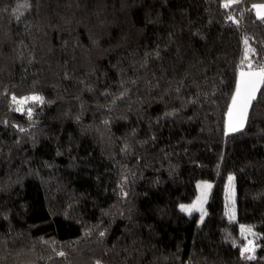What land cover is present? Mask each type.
Segmentation results:
<instances>
[{
  "label": "trees",
  "instance_id": "16d2710c",
  "mask_svg": "<svg viewBox=\"0 0 264 264\" xmlns=\"http://www.w3.org/2000/svg\"><path fill=\"white\" fill-rule=\"evenodd\" d=\"M259 4L0 0V264H264V83L223 129L237 70L264 68Z\"/></svg>",
  "mask_w": 264,
  "mask_h": 264
},
{
  "label": "rangeland",
  "instance_id": "374dc122",
  "mask_svg": "<svg viewBox=\"0 0 264 264\" xmlns=\"http://www.w3.org/2000/svg\"><path fill=\"white\" fill-rule=\"evenodd\" d=\"M264 6V4L262 5ZM261 7V6H260ZM262 13L260 12V15L264 16V9H262ZM260 69H252V68H239L237 70V74H236V81H235V87H234V91L232 93V96L230 98L229 104H228V108L225 114V118H224V134H225V125H226V121L228 119L227 117V113L229 110V107L232 105V97L235 94L236 91V84L238 79H241L240 77V73L244 72V73H249V72H256L259 71ZM261 84V83H260ZM260 86V85H259ZM259 88V87H258ZM258 90V89H257ZM256 90V92H257ZM256 92H255V96H256ZM31 98V97H30ZM32 99H19L16 102V105L18 106L19 110H22L24 105L28 102L31 101ZM253 100V99H252ZM251 100V102H252ZM22 102V103H21ZM250 102V104H251ZM250 104L248 105L247 108V112L246 115L243 117L242 121L240 122V126L238 128L239 131L243 128L245 121H246V117H247V113L250 107ZM236 131H229L227 134L236 132ZM231 177V180L228 179V186L226 188V194H225V216L229 219V220H235L236 219V208H235V187H234V183H233V177ZM210 191H211V183L209 181H198L196 184V195L194 197V199L191 202L188 203H180L179 204V209L181 210V205H184L187 208H190V211H182L183 213L189 215V214H193V213H198V214H202L206 208V204L207 201L209 199V195H210ZM251 229V232L248 231H242V229ZM240 235L241 238L244 241V247L243 248H247V247H251L254 248V252L258 247V240L260 238L259 234L256 233L251 226L249 225H240ZM249 242H252L251 244H249ZM254 252H246L244 255L248 256V255H253Z\"/></svg>",
  "mask_w": 264,
  "mask_h": 264
},
{
  "label": "snow or ice",
  "instance_id": "6c2138e0",
  "mask_svg": "<svg viewBox=\"0 0 264 264\" xmlns=\"http://www.w3.org/2000/svg\"><path fill=\"white\" fill-rule=\"evenodd\" d=\"M26 5H22L21 7H25ZM264 9V6H261ZM259 15V11H258ZM247 43V41H245ZM247 58V56L245 57ZM241 79H238L236 84V91L232 97V105L229 107L227 113V121L225 125V134L229 131H236L240 126V122L243 117L246 115L248 105L251 100L255 98V92L258 89L260 83H264V68H261L256 72L249 73H240ZM29 99L39 100V97H31ZM22 103V102H21ZM31 113H29L30 115ZM231 180V177L229 178ZM190 208L181 205V211H190ZM242 231L251 232V229H242ZM103 235V233H101ZM252 242H249L251 244ZM246 252H254V248L247 247L241 249V256L245 259H253L252 255L245 256ZM63 255V253H61Z\"/></svg>",
  "mask_w": 264,
  "mask_h": 264
},
{
  "label": "crops",
  "instance_id": "0c3cea01",
  "mask_svg": "<svg viewBox=\"0 0 264 264\" xmlns=\"http://www.w3.org/2000/svg\"><path fill=\"white\" fill-rule=\"evenodd\" d=\"M231 1H233V0H226V3H230ZM263 4H259V5H256L255 7H254V10H255V13H256V15L258 16V17H264L263 15H260V12L262 13V10H261V7L260 6H262ZM258 11H259V15H258ZM264 14V13H263Z\"/></svg>",
  "mask_w": 264,
  "mask_h": 264
}]
</instances>
